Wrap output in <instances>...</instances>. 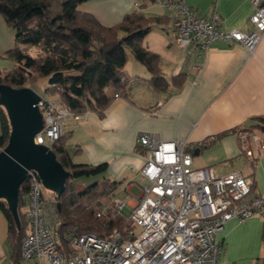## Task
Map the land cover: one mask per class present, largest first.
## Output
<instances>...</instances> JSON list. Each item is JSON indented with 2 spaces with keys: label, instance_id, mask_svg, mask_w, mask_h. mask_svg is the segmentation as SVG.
I'll list each match as a JSON object with an SVG mask.
<instances>
[{
  "label": "crops",
  "instance_id": "0c3cea01",
  "mask_svg": "<svg viewBox=\"0 0 264 264\" xmlns=\"http://www.w3.org/2000/svg\"><path fill=\"white\" fill-rule=\"evenodd\" d=\"M184 1L201 15L215 6L224 30L251 29V0ZM140 3H144L143 8ZM77 9L91 13L106 26L134 10L146 16H164L166 21L155 22L142 43L158 54V66L166 77L182 73L184 80L178 87L154 90L147 81L149 71L128 53L124 66L126 90L113 99L103 117L87 111L86 117L65 121L66 131H71L66 150L73 162H107L103 177L119 182L117 190H121L125 207L130 209L134 203L130 189H139L138 184L143 182L139 169L145 149L138 136L153 132L163 140H186L192 155L204 150L207 163L195 165L193 160L194 167H211L218 175L241 171L253 180L254 192L264 193V151H257V142L248 141L255 155V161L248 164L236 131L255 116L264 117V33L253 52L233 40L216 39L203 52L194 49L187 55L175 41L167 9L161 4L148 0H84ZM12 45L13 31L0 15V69H6L1 66L8 60L2 55ZM225 130L229 132L196 153L202 140ZM262 227L263 220L257 216L226 221L216 234L222 245L218 264H259L263 255ZM18 262L10 259L7 219L0 211V264Z\"/></svg>",
  "mask_w": 264,
  "mask_h": 264
},
{
  "label": "built area",
  "instance_id": "2783aa9c",
  "mask_svg": "<svg viewBox=\"0 0 264 264\" xmlns=\"http://www.w3.org/2000/svg\"><path fill=\"white\" fill-rule=\"evenodd\" d=\"M155 2L167 9L175 41L187 55L194 49L203 52L216 39L233 40L253 52L264 33V0H251V29L247 32L221 28L215 6L201 15L184 0ZM38 106L43 125L34 142L49 148L63 134L66 118L87 116V112L73 113L59 96L41 95ZM236 131L248 164L254 162L248 141L257 142L256 149L262 152L264 134L259 130ZM138 142L145 149L139 169L143 182L138 184V195L126 192L134 201L126 218L130 225L115 228L107 236L66 231L63 245L56 200H46L40 177L35 170H28L21 259L32 264H218L222 245L216 234L226 221L253 216L264 220V193L253 191L250 176L241 171L218 175L211 167H194L184 139L163 140L153 132H142ZM4 146L0 141V150ZM111 202L116 211L126 205L117 194ZM104 213L103 206L96 215Z\"/></svg>",
  "mask_w": 264,
  "mask_h": 264
},
{
  "label": "trees",
  "instance_id": "16d2710c",
  "mask_svg": "<svg viewBox=\"0 0 264 264\" xmlns=\"http://www.w3.org/2000/svg\"><path fill=\"white\" fill-rule=\"evenodd\" d=\"M82 1L0 0V15L13 31V45L2 55L11 59L13 66L0 69V83L21 87L34 83L37 76L46 77L47 94L61 97L75 114L93 111L101 118L115 98V93L126 90L128 76L124 66L128 53L149 71L147 81L154 90L166 91L171 85L178 87L182 84L183 74L166 77L158 66V54L142 43L155 22L166 21L164 16H146L142 11L134 10L125 14L119 22L106 26L91 13L77 9ZM148 1L154 3L156 0ZM139 6L143 8L144 3ZM30 49L35 52L31 53ZM237 129H258L264 134V117L255 116L246 126ZM9 131L6 112L0 105V141L3 145L7 142ZM227 132L221 131L202 140L197 149L208 146ZM70 137L71 131L64 130L52 147L57 160L69 171L61 195L57 197L54 193L56 204H59L56 212L59 217V239L63 245L66 231L94 232L107 236L115 228L130 225L126 219L128 212H122V209L116 211L112 207V197L118 191L117 180L102 177L87 185L80 180L81 177L102 174L108 163L73 162L66 150ZM26 181L19 189V231L5 201L0 199V211L7 219V239L13 263L20 259L24 234L21 207L24 205ZM103 206L105 213L97 216L96 213ZM261 236L263 255L259 260H264V220ZM259 264L264 263L261 261Z\"/></svg>",
  "mask_w": 264,
  "mask_h": 264
},
{
  "label": "water",
  "instance_id": "95a60500",
  "mask_svg": "<svg viewBox=\"0 0 264 264\" xmlns=\"http://www.w3.org/2000/svg\"><path fill=\"white\" fill-rule=\"evenodd\" d=\"M41 95L31 86L13 87L0 83V105L10 125L9 136L0 150V199H3L16 229H21L18 214L20 185L27 171L35 170L43 186L60 196L69 171L57 160L52 148L34 142L42 128L43 118L38 102ZM198 149L196 148V153ZM57 209L59 204H56Z\"/></svg>",
  "mask_w": 264,
  "mask_h": 264
},
{
  "label": "rangeland",
  "instance_id": "374dc122",
  "mask_svg": "<svg viewBox=\"0 0 264 264\" xmlns=\"http://www.w3.org/2000/svg\"><path fill=\"white\" fill-rule=\"evenodd\" d=\"M30 52L34 53L35 51H34V49H30ZM7 60L8 61H6L5 64L2 65L1 67H6V69L11 68V66L13 64V61L11 59H9V58H7ZM7 62H9V63H7ZM6 65H8V66H6ZM7 67H9V68H7ZM2 69H5V68H2ZM27 85L33 87L43 97H46V98L53 97V95L51 96V95L47 94L46 91H45L46 87L48 86V79L46 77L37 76L36 81L34 83H27ZM67 120L74 121L73 118H71V117L70 118H66L65 121H67ZM64 129H65V131L67 130V127H66L65 124H64ZM72 148H73V146L70 145L69 146V150H72ZM203 151L204 150H202V152H200L199 154H193L192 155V158L194 160V164L195 165H198V164L205 165L207 163V162H205V158L206 157H205V153ZM199 166H197V167H199ZM102 177H103V174H98L96 176L94 175V176H88V177H86V176L85 177H81L80 180L83 182L84 185H87V184H90V183H92V182H94V181H96L98 179H101ZM137 181H139V179H137ZM130 192L133 195L136 196V195H138L140 193V190L137 189L136 187H132L130 189ZM42 194L46 198V200H52L54 198V192L50 191L47 188H43ZM117 196L123 197V193L121 192L120 189H118V191H117ZM21 212L23 214V221H24V206L21 207ZM122 212H129V208L128 207L122 208ZM17 264H32V262L24 260V259H21V261L18 262Z\"/></svg>",
  "mask_w": 264,
  "mask_h": 264
}]
</instances>
